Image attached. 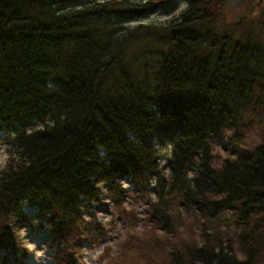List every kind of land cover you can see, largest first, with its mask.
<instances>
[{
	"label": "trees",
	"instance_id": "obj_1",
	"mask_svg": "<svg viewBox=\"0 0 264 264\" xmlns=\"http://www.w3.org/2000/svg\"><path fill=\"white\" fill-rule=\"evenodd\" d=\"M177 1L0 0V264L28 252L25 208L75 264L107 234L94 204L130 220L140 202L170 239L122 263L264 264V1L129 23Z\"/></svg>",
	"mask_w": 264,
	"mask_h": 264
},
{
	"label": "rangeland",
	"instance_id": "obj_2",
	"mask_svg": "<svg viewBox=\"0 0 264 264\" xmlns=\"http://www.w3.org/2000/svg\"><path fill=\"white\" fill-rule=\"evenodd\" d=\"M248 1L249 2H247V0H224L218 10L217 23H230L233 21L242 14L244 3L245 6L252 4L256 6L255 8H258L259 4L264 0ZM184 5L183 0H178L165 11L155 10L147 13V15L135 18L129 21V23L160 22L170 15V13L179 11ZM222 144L223 139L221 137L213 138V150L219 154H228L230 150L227 147L224 148ZM7 145L8 143L3 138V133L0 131V167L7 155ZM160 158L162 162H165V157ZM106 200L109 199L106 198ZM25 210L33 218L32 223L34 226H22L18 231V237L21 244L27 248L28 252L25 255H17V253L11 256L12 258H9V264H53L51 249L48 247L49 234L47 229L37 225L38 218L34 215V210L32 208H25ZM93 210L97 213L98 218L104 221L107 234L106 237L100 239L96 243L89 244L83 242L79 255L76 257L75 264H121L130 253L132 254L134 251L138 252L142 243H145L149 238H157L160 244H167V239H170V236H167L169 238H166L164 241L160 238L164 236L160 235L159 229L153 227L144 216V206L142 202L135 204L134 208L126 209V213L129 215L130 220H120L116 215L114 218L108 220L110 211L108 206L104 203L94 204ZM183 233L184 229L181 228V234L183 235ZM130 241H133L131 246L129 244ZM128 247H131L133 252L128 249ZM0 253L2 254V251H0ZM122 264H126V262ZM127 264H130V262Z\"/></svg>",
	"mask_w": 264,
	"mask_h": 264
}]
</instances>
